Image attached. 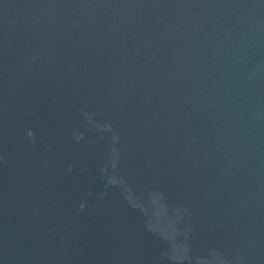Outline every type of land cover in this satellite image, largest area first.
<instances>
[{"label":"water","instance_id":"water-1","mask_svg":"<svg viewBox=\"0 0 264 264\" xmlns=\"http://www.w3.org/2000/svg\"><path fill=\"white\" fill-rule=\"evenodd\" d=\"M0 264H264V0H0Z\"/></svg>","mask_w":264,"mask_h":264}]
</instances>
